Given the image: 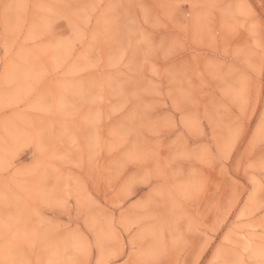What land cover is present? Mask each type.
<instances>
[{
	"label": "rangeland",
	"instance_id": "1",
	"mask_svg": "<svg viewBox=\"0 0 264 264\" xmlns=\"http://www.w3.org/2000/svg\"><path fill=\"white\" fill-rule=\"evenodd\" d=\"M0 264H264V0H0Z\"/></svg>",
	"mask_w": 264,
	"mask_h": 264
}]
</instances>
